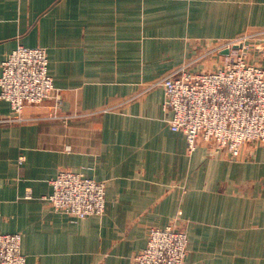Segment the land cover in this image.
Returning <instances> with one entry per match:
<instances>
[{
    "label": "crops",
    "instance_id": "0c3cea01",
    "mask_svg": "<svg viewBox=\"0 0 264 264\" xmlns=\"http://www.w3.org/2000/svg\"><path fill=\"white\" fill-rule=\"evenodd\" d=\"M237 39L264 68V0H0V63L42 47L57 91L22 124L0 100V232L21 236L26 264H131L170 223L186 232L185 264H264V144L237 159L190 152L163 89L147 88L198 45ZM62 170L105 183L103 214L51 208Z\"/></svg>",
    "mask_w": 264,
    "mask_h": 264
},
{
    "label": "built area",
    "instance_id": "2783aa9c",
    "mask_svg": "<svg viewBox=\"0 0 264 264\" xmlns=\"http://www.w3.org/2000/svg\"><path fill=\"white\" fill-rule=\"evenodd\" d=\"M244 39L213 44L199 60L170 70L153 84L164 91L162 110L170 115V130L184 135L190 152L206 143L237 159L245 144H264V68L248 61L246 52L254 45ZM214 55L222 58L218 67L192 71L198 61ZM0 70V100L11 108L8 122L24 123L26 107L57 97L42 47L18 46L0 63ZM50 185L45 200L56 212L79 220L105 211L104 182L62 170ZM187 244L186 232L176 223L151 228L146 246L131 264H185ZM0 264H26L19 234L0 232Z\"/></svg>",
    "mask_w": 264,
    "mask_h": 264
},
{
    "label": "rangeland",
    "instance_id": "374dc122",
    "mask_svg": "<svg viewBox=\"0 0 264 264\" xmlns=\"http://www.w3.org/2000/svg\"><path fill=\"white\" fill-rule=\"evenodd\" d=\"M248 45H252V43H247ZM213 44H210V45H208V46H212ZM208 46H205V45H198L197 46V48H198V50L200 51L201 49H203V50H201L202 51V53H203V51H205V50H208ZM253 48V47H252ZM252 48H250L249 49V51H247L246 52V55H247V57H248V59H250L251 60V58H252V56H255L256 54H255V50L258 52V49H252ZM201 53V54H202ZM201 54H197L196 53V56H194V58L192 59V58H190L189 60H187L186 62H188V61H190V60H199V55H201ZM221 61H222V58H221V56H213L212 58H207V59H202V60H200V61H198L197 63H196V65H194L193 67H194V69L196 70H198V69H203V70H206V71H208V70H210L211 69V67H209V68H206L205 67V64H209V65H211L212 66V69L213 68H215V67H218L219 65H220V63H221ZM211 69V70H212ZM161 78V77H160ZM159 78H157V79H155V80H153L152 82H150L149 84H148V86H147V88L149 87V89L150 88H153V87H156V86H153V84H154V82L155 81H157ZM149 229H151V228H149ZM149 231V230H148Z\"/></svg>",
    "mask_w": 264,
    "mask_h": 264
},
{
    "label": "water",
    "instance_id": "95a60500",
    "mask_svg": "<svg viewBox=\"0 0 264 264\" xmlns=\"http://www.w3.org/2000/svg\"><path fill=\"white\" fill-rule=\"evenodd\" d=\"M225 53H227V51H226V50H224V51H223V54H225Z\"/></svg>",
    "mask_w": 264,
    "mask_h": 264
}]
</instances>
